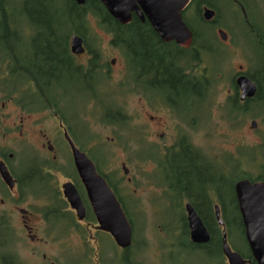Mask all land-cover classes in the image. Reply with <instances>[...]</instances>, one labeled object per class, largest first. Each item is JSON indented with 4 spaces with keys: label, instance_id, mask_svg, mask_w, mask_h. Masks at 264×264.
<instances>
[{
    "label": "flooded vegetation",
    "instance_id": "obj_1",
    "mask_svg": "<svg viewBox=\"0 0 264 264\" xmlns=\"http://www.w3.org/2000/svg\"><path fill=\"white\" fill-rule=\"evenodd\" d=\"M192 7L201 15L208 9L217 17L216 14L220 15V9L224 8L238 17L243 30L238 33L248 38L249 50L242 56V60L245 59L244 65H239L228 75L223 73L225 62L232 58L235 51L242 48L236 37L230 40L227 30L231 28L224 31L214 25L210 29L211 34L205 35V30L202 31L201 41L192 42L188 48H181L173 41H162L146 19L143 21L135 13H131L130 21L134 17L141 25L149 28L150 33L146 37L152 42L147 51H131L127 49L126 43L119 49L111 48L108 40V47L117 50L120 59L119 77L113 85L110 80L115 59L109 62L99 59L96 71H100L102 76L95 75L94 58L86 43H82V54H72L71 38L75 33L71 32L64 36V43L57 44L62 48L63 57L60 58L56 72L48 74L54 75L53 79L45 81L37 92L28 84H17L14 80L13 51L17 43L15 44L13 35L15 28L8 24L11 18L8 17L10 21L6 18L8 25L0 26V34L8 39L5 47L4 42L0 41V57L5 58H0V250L7 249V242H2L5 236L6 241L7 238L13 241V250L6 251L3 256L16 264H25L19 261L14 249L21 240L13 227V221L21 222L28 241L37 246L39 240L36 238V228L32 221H40L44 231L55 230L60 223H72L76 226L75 231L84 235L89 231L100 233L75 168L67 138L93 163L88 152L95 138L90 134L88 126L94 109L96 111L110 106L107 97L110 94L109 86L114 87L117 92V107L123 113H126L125 102L119 100L125 97L136 98L149 110L138 113L133 119L126 113L135 121L134 138L137 146L133 156L137 174L133 172L130 175L131 169L126 158L120 162L122 175L119 172L118 175L106 172L102 168L109 158L103 161L101 166L93 163L97 175L106 181L128 221H133L130 215L134 214V211L137 215L141 214L135 209L140 208L137 207L140 199L136 194L144 184L153 190L149 197L152 207L160 203L164 208L185 211L188 204L193 208L191 195L202 193L203 177L198 181L201 175L209 173L214 176L212 178L216 177L214 172L217 169V159L211 160L212 156L201 150L190 137L195 133L194 128L200 127L197 119L195 122V118L191 116H194V110L202 106L200 101L205 98L204 79L207 76L220 84H229L224 87V98L232 108L230 126L234 131L238 130V108L242 107L245 111H241L245 113L243 120L251 118L249 127L260 135L257 145L247 146H259L264 151V0H199V3L192 0L187 9ZM208 23L216 24L217 20L211 19ZM240 26L236 20L235 28ZM55 29L61 30L54 27ZM220 31L226 34V40L220 39ZM226 45L233 47L234 53H226L225 60L219 61L220 48ZM192 59L197 62L191 64ZM177 69L180 76L176 74L175 81L178 82L176 85L182 88L180 90L174 89V71ZM210 69H214L213 74L208 73ZM242 77L254 87V94L243 99L237 84V80ZM189 80L199 82L197 87L191 85V91ZM190 96L198 99L197 108L193 111L189 108ZM95 97L103 99L98 102L94 100ZM77 131H81L82 138H77ZM83 145L88 150H85ZM147 167L148 172H144ZM194 181L200 184H193ZM66 185L73 186L83 213L70 205L64 194ZM206 201L213 204L214 198L208 196ZM202 203L204 205V202ZM77 207L76 201L75 208ZM175 228L173 226L167 236L168 240H172L170 257L174 258L173 264L178 262L176 258L179 256L183 262V257L190 253L203 257L206 264H229L223 255L222 244L219 248L217 245L211 246L210 234L207 243L195 244L190 240L188 224L187 235L182 234L179 228L174 232ZM160 237L162 241L166 238L165 235H160L158 245L161 243ZM189 245H192V248H189ZM179 246L184 250L183 254H179ZM84 250L88 253V258L90 254L85 247ZM231 251L239 255L243 264H256L249 249L240 251L231 248ZM79 252L82 254V249ZM45 258L43 255V259ZM2 261L1 257V264H4ZM13 262L7 263L14 264Z\"/></svg>",
    "mask_w": 264,
    "mask_h": 264
},
{
    "label": "trees",
    "instance_id": "obj_2",
    "mask_svg": "<svg viewBox=\"0 0 264 264\" xmlns=\"http://www.w3.org/2000/svg\"><path fill=\"white\" fill-rule=\"evenodd\" d=\"M48 0H0V26L4 27L5 25H12L15 28L13 33L14 41L16 40L19 34L24 36L27 33L30 42L33 43L32 50L33 54L28 57L23 56L21 52L18 50V45H14V55H13V70H14V80L17 84L26 83L29 85L31 89L35 91H39L41 85L43 83L49 82L50 78L53 79V76H49V73H55L57 66L60 64V58L63 57V53H61V46H57L59 43H64V36L69 35L71 32H74L75 35L79 36L86 46L88 47V51L92 53L94 58V73L95 75L102 76L100 71H96L98 66L97 61L99 59H103L100 51V43L99 38L95 32V29H101L108 37H109V45L111 48L119 49L123 47L124 43L127 44V49L131 51H137V49L141 51H147L150 47L152 41L149 40L148 37L150 30L148 27L141 25L137 19L134 17L126 26L120 25L117 23L106 11L104 6L99 2V0H85L83 5L76 4L73 0H67L65 4L57 5L56 1L54 4L57 7L46 3ZM33 3L32 7H29V4ZM35 3H41V5H37ZM194 3H199V0H194ZM36 5V7H34ZM53 6V9L48 10L47 6ZM31 12L34 13V16L30 15ZM56 13L60 14L57 15ZM10 17L11 22L6 24V18ZM193 17L200 24L202 28L212 27V23H206L203 21L201 14L199 11L193 12ZM10 18L9 21H10ZM92 20V21H91ZM183 20L186 26L190 29L193 35V42L197 43L202 40V31H198L195 29L193 25V20L189 19L187 16L183 15ZM95 26V27H94ZM214 26V25H213ZM55 28H59L60 31ZM200 27V28H201ZM208 27V28H209ZM45 33L47 37L41 39V34ZM49 35V36H48ZM61 36V38L59 37ZM0 41L4 42L3 46H7L8 39L7 37H2L0 34ZM10 45V44H8ZM153 57H155L153 55ZM2 60H5L4 57H0ZM196 59L191 60L192 63H196ZM193 66L190 67L192 69ZM206 67H208V62L206 61ZM214 69L208 70V73L213 74ZM179 70H175L174 74V89L180 90L176 83V74L180 76ZM191 71V70H190ZM178 72V73H177ZM80 73V70L79 72ZM192 73V71H191ZM195 73V71H194ZM191 78V77H190ZM192 79V78H191ZM18 81V82H17ZM20 82V83H19ZM190 91L193 89V86L199 83L198 80H189ZM205 88L204 100L200 101V105L209 102V99L212 98L215 93V89L218 85V81L209 78L208 76L204 79ZM110 90V94L107 95L108 101L110 102V106L108 108L103 107V109H97L96 112L101 113V121L107 126L116 129L117 133L120 130L124 129L126 133H128L127 141H130V138L134 139L135 129L133 128L131 122V118L127 116L126 113H123L118 106V94L115 91L114 87H108ZM196 90V89H195ZM196 97L190 96V104L189 109L193 111L194 108H197L198 99ZM102 97H95L94 100L101 102ZM239 117L245 116V113L241 112L242 107L238 108ZM244 111V110H243ZM245 112V111H244ZM131 126V127H130ZM115 133V132H114ZM116 135V134H115ZM118 145H122L121 136H117ZM101 143V142H100ZM246 147L247 150H255L254 156H250L246 160H252L251 162L256 163L254 165L256 167L255 173L252 175L247 172H238V177L234 178L229 185V188L226 187V175L230 172L232 173L235 169L239 171L240 165H238V161H232V158L224 160L222 164H217V169H215L216 174L214 176H210L209 173L206 175H201L198 181L204 180V183L201 184L202 193H195V195H191V202L194 210L203 221L205 228L211 235V246L217 245L220 247L221 244V228L218 227L215 218H214V205H218L221 218L224 221L227 237L230 239L233 233V228H238L239 231L244 234L243 225L241 222V218L238 212V207L236 204V199L233 191L234 184L239 180H248L250 182L260 181L264 183V151L259 146H255L253 148ZM264 149V146H263ZM135 154V153H134ZM236 173V172H235ZM185 175V173H183ZM191 176V175H190ZM193 179V178H192ZM236 181V182H235ZM193 184H200L195 183ZM200 186V185H199ZM225 189H230L229 191ZM200 191V188L198 189ZM205 192V193H204ZM210 196L214 198L213 204H208L206 198ZM199 197H201L199 199ZM204 202V205H202ZM164 209V208H163ZM233 212L234 217L229 218L228 213ZM160 217L163 216L159 215ZM175 216L171 218L169 224L160 228L155 226L158 231H160L161 235H165L166 238L159 244V252L162 255L170 256L171 252V244L172 240H168L167 236L171 233L173 226L179 228L182 234L187 235V224H186V213L182 209H175ZM155 218V213L153 215ZM178 221H172V220ZM161 221H167L166 219H160ZM1 222V221H0ZM132 226V229L135 225V221H129ZM143 226V230L145 228V221L141 223V227ZM60 227H63L67 232L71 230V228L76 227L72 223H60L57 225V233L60 231ZM176 228L174 232H176ZM143 231H140V236L142 237ZM58 235V234H57ZM160 236V235H159ZM158 236V237H159ZM4 237L3 243L7 242ZM138 237H134V229H133V244L132 246L125 250L119 251L115 247L116 254H112L113 256L107 257L100 250L98 256L96 257L95 264H141L139 261H135L134 254L138 253L139 250H143L146 247V242L141 241L137 242ZM85 244V243H84ZM84 244L83 248H84ZM114 245V244H113ZM115 246V245H114ZM141 248V249H139ZM189 248H192V245H189ZM204 248V247H203ZM202 248V249H203ZM85 249L89 252V254H93L85 247ZM145 250V249H144ZM112 252H110L111 254ZM88 253L84 252L80 254L82 258V263L91 264V258H87ZM77 256H79L77 254ZM3 258L4 264H8L7 262H13L10 258L1 256ZM14 263V262H13ZM16 264V263H14ZM78 264V263H77Z\"/></svg>",
    "mask_w": 264,
    "mask_h": 264
},
{
    "label": "rangeland",
    "instance_id": "obj_3",
    "mask_svg": "<svg viewBox=\"0 0 264 264\" xmlns=\"http://www.w3.org/2000/svg\"><path fill=\"white\" fill-rule=\"evenodd\" d=\"M54 1H56L58 6H60L59 4L63 5L67 0H48V2L46 3L57 7V5L54 4ZM35 4L41 5V3ZM51 5L47 6L48 10L54 8ZM29 7H32L33 9V3H30ZM34 7H36V5H34ZM56 14L60 17L59 13ZM30 15L34 16V13L31 12ZM187 17L191 19V21L193 20V25L195 29H197L198 31L205 30V35H207V33L208 35L211 34V31L208 28L209 26L207 28H202L200 24L196 22L193 17V12H188ZM218 20L220 26L223 27L221 29H223L224 31H226L228 28H231V30H227L230 36V40L236 37L237 41L242 44V48L240 49L242 55L240 50L235 51L234 53L233 47L229 45L220 48V53L218 56L219 61L225 60L224 55L226 53L228 55L234 53L232 55V58L228 59L225 62V65L223 67L224 75H228L230 74V71L234 72L236 67H238L239 65H244L245 59L243 58L242 60V56L245 55L247 52L248 38H244L238 33V31H243L242 27L239 24V19L238 17L228 12L226 9H220V17L218 18ZM236 20L238 21V25L240 26L238 28H235ZM95 32L99 38V47L101 55L103 57V61L107 60L109 62L110 60L115 59L114 66L112 67L111 71L110 80L112 82L110 84L113 85V82L119 77V53L117 50L108 47L107 43L109 37L101 29H95ZM40 34L41 39L47 37L45 33ZM16 43L18 45V50L23 56L25 55L26 57H28L29 55L33 54V43L30 42L27 33H25L24 36L22 34H19L15 40V44ZM227 85L229 84L226 82H222L221 84L219 82L213 95V103L212 98H210L208 103L204 101V105L194 110V116L191 117L195 118V122L197 119V124H200V127L194 128L195 133L191 134L190 137L193 143H196L201 148V150L212 156L211 160L212 158L217 159V164H222L224 160L229 159L230 157L232 158V161H238V165H240L239 171H236L235 169L232 173L229 172L226 175V187L229 188L231 181L234 178L238 177V172L240 174V172L244 171L252 175L255 173L256 167L254 165L257 164L251 162L252 160H246L250 156H254L255 150L251 149L249 151L244 146L257 145L260 141V135L256 134L255 129L249 127V124L252 120L251 118H248L246 120L244 118V121L243 117H240L238 130L234 131L230 126L229 120L231 121L232 118V108L230 104H224L227 102L225 100L226 98H224V87ZM76 95L77 97H79L78 94ZM119 101L125 102L124 111L128 115L132 116V119L133 117H136L140 112L143 113L144 111H149L145 109V107H143L144 103L142 102L141 104L137 101L136 98L125 97L120 98ZM96 111L94 109V111L91 112L92 118L88 126L90 134L93 135V137L95 138L93 140L94 144L88 152L90 155V159L93 160L94 164L96 163L97 165L101 166L103 161L109 158L105 166H102V168L106 172L117 173V175L119 172V174L122 175L123 173L121 171L120 162L124 161V159L126 158L128 160L129 168L131 169L130 175L133 174V172L134 174H137V169L135 167V161L133 156L135 153V146H137L136 141L133 138H130V141H127L128 133H126L124 129L120 130V132L117 133L116 129L104 124L101 121L102 112L98 113ZM152 113L155 112L152 111ZM258 121L260 122V117H258ZM130 124H132L133 128H135L134 120H131ZM119 135L121 136L120 141L122 145H118L117 136ZM77 138H82L81 131H77ZM84 146L85 145H83V147ZM85 150H88L86 146ZM144 172H148V167L144 170ZM225 190L229 191L230 189ZM152 192L153 190H150V187L148 185L144 184L143 186H141V190H139L136 194L137 198L140 199L139 203L137 204V207L140 208H135L136 210H138V213L141 214L137 215V213L134 211V214L131 213L130 215L131 219L135 221V225L133 227L134 237L135 235L136 237H138L137 242H140V238H142L141 241L146 242V247L143 248L145 250H143L142 253L134 254V259L135 261H139L141 264H173L174 258L162 255L159 252L157 236L161 235V233L155 226L162 228L165 225L169 224L171 221L168 220H171V218L176 217L175 209L164 208L160 203L152 207L149 202V197L152 195ZM129 203L130 201L128 202V204ZM153 204H155V202ZM154 213L155 218H153ZM162 214L163 216L160 217L159 215ZM228 217L233 218V212L228 213ZM161 218L166 219L167 221H155V219ZM143 221H145L144 230L143 226L141 227V223ZM12 223L13 227L16 230L18 238L21 240L18 246L15 245L14 249L19 261H22L25 264H49L50 262H53L54 264H84L82 263L83 257L80 256L79 251H81L82 249V252L84 253L85 250L82 244L85 243V240H87V244H84V247H87L90 253H93L89 255V258H91L92 256L91 264H95V262H97L96 257H99L98 254L100 250L106 256V258L113 256L112 254H116L117 252L115 250V246L113 245V240L111 241L110 237H108L104 233L100 232L99 234H96L94 231H89L86 232L87 234L84 235L80 232H76L75 227L71 228V230L67 232V234L66 230L63 227H60V231L58 233L56 231L57 228L55 230L52 229L49 231H44L40 221H32V224L36 228V238L39 240L37 246L31 244L28 241L25 232L22 230L20 221H13ZM140 231H143L142 237L140 236ZM82 238H84V240ZM228 243L231 248L234 247L240 251L245 250L244 238L238 228H233V233L230 239L228 240ZM12 244L13 241L10 238H7V249L0 250V264L1 256L6 251L12 252ZM183 251L184 250L179 246V254H183ZM110 252L112 253L110 254ZM77 254L79 256H77ZM43 255H45V259H43ZM180 258V256L179 258H176L178 261L176 264H206V261L203 257L198 255L196 256L191 253L183 257V262L180 260Z\"/></svg>",
    "mask_w": 264,
    "mask_h": 264
},
{
    "label": "water",
    "instance_id": "obj_4",
    "mask_svg": "<svg viewBox=\"0 0 264 264\" xmlns=\"http://www.w3.org/2000/svg\"><path fill=\"white\" fill-rule=\"evenodd\" d=\"M73 1L83 5L85 0ZM99 2L121 25L128 24L131 13H135L141 20L148 21L162 41H174L182 48L188 47L191 43V32L181 15L190 0H99ZM213 15L211 10H205L203 18L209 21ZM220 36L222 40H226L224 33L220 32ZM82 42L79 36H72L70 46L72 54L79 55L84 52ZM237 84L242 91L241 99L254 94V87L247 79L239 78ZM67 141L78 176L97 220V230L110 235L118 248L127 249L131 244L132 228L125 213L105 180L97 175L93 163L79 152L68 138ZM64 189V194L72 208L83 213L81 202L73 186L66 185ZM233 189L251 257L256 264H264V184L260 181L251 183L248 180H240L235 183ZM76 201L77 208H75ZM185 211L191 241L195 244L207 243L210 239L209 233L196 211L189 204L186 205ZM214 217L222 228L223 255L229 264H243L239 255L232 252L227 243L225 225L218 206L214 207Z\"/></svg>",
    "mask_w": 264,
    "mask_h": 264
}]
</instances>
